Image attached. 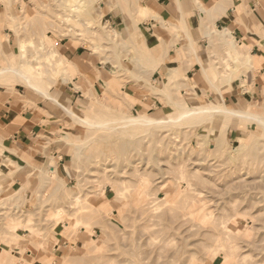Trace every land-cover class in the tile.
<instances>
[{"label": "rangeland", "instance_id": "obj_1", "mask_svg": "<svg viewBox=\"0 0 264 264\" xmlns=\"http://www.w3.org/2000/svg\"><path fill=\"white\" fill-rule=\"evenodd\" d=\"M71 1L0 0V71L12 62L35 82L28 88L50 101L48 94L77 79L74 87L86 100L73 112L85 121L106 120L108 114L112 128L126 117L178 124H131L120 133L80 126L65 113L54 140L43 144L48 150L56 143L59 153L67 155L63 171L38 169L26 174L22 188H12L13 168L2 160L0 138V241L9 248L6 263L264 264V129L237 116L209 117L207 110L181 117L191 107L211 108L218 94L228 107L264 116V75L248 46L233 34L231 41L222 37L210 45L204 38L207 61H200L207 76L200 71L198 79L186 80L178 71L175 78L155 84L151 75L158 62L139 34L150 22L133 0H76L75 8L80 7L75 12ZM137 2L147 6L145 0ZM245 13L247 25L257 23L251 12ZM207 17L203 12V20ZM171 25L181 35L177 24ZM211 27L202 26V32ZM249 31L262 35L261 28ZM183 33L187 46L179 49L178 58L185 59L189 51L196 63L197 46L190 38L194 51L186 28ZM240 45L251 64L235 62L236 70L230 69L229 52L239 51ZM69 46L90 55L92 72L74 71L62 60L60 54L70 60L64 55ZM99 71L107 73L108 82L102 83ZM11 74H0L1 87L35 93ZM83 80L90 81L88 90ZM130 81L140 86L142 98L152 101L153 111L149 105L139 110L142 102L128 91ZM237 85L241 94L255 91L258 96L234 105L228 95ZM155 101L162 106L157 108ZM89 105L98 110L87 117ZM50 165L56 167L55 160ZM4 166L11 171L6 176ZM19 230L29 235L21 237ZM27 253L32 256L25 260Z\"/></svg>", "mask_w": 264, "mask_h": 264}, {"label": "crops", "instance_id": "obj_2", "mask_svg": "<svg viewBox=\"0 0 264 264\" xmlns=\"http://www.w3.org/2000/svg\"><path fill=\"white\" fill-rule=\"evenodd\" d=\"M145 1L147 6L157 10L155 12L167 23L163 27L156 20H150L146 27L142 26L139 30L145 46L147 45L146 47L153 51V58H156L158 62V67L151 75L152 81L155 84L165 82L173 69L178 70L187 80L198 79L201 67L198 63L193 62V55L188 51L186 58L182 60L178 58V51L187 46V41L183 37V31L186 28L188 35L197 46L196 56L203 62L207 61V55L203 53L201 48L205 46L202 32L203 12L196 7L197 4L192 0ZM200 2L208 8L215 3L220 4L218 17L210 19L209 14V22L216 28L221 24L222 28H227L231 34L237 35L240 43H245L250 49V55H252L255 66L258 67L259 73L264 75V0H200ZM246 10L251 12L254 21L256 20L257 23H253L254 25L245 23L248 18L245 13ZM171 24H177L182 36L172 29ZM253 27L261 28L262 35L258 32L249 31ZM247 28L248 31H246ZM79 48L72 49L69 46L64 49V55L70 60L61 54L60 56L64 62H68L72 66L74 71L78 69L82 73H90L92 72L93 59L85 51L81 52ZM97 74H99L102 83L108 82L110 79L106 72L99 71ZM84 80L83 87L88 90L90 81ZM73 82V84L67 83L65 88L62 87L57 92L52 91L51 96L46 92L53 101L46 99L27 86L29 90L35 93L22 91L17 86L13 89H5L0 86L2 160L12 165L13 174L11 178L15 183L12 188H15V186H21L22 188L26 174L36 172L38 169L49 168L51 173H55L57 170L58 172L63 171L64 159L67 155L59 153L56 143L50 145L48 150L47 146H43V144L45 145L48 140H54V132L62 126L61 122L64 120L65 112L58 105L69 108L71 113L77 117L78 115L73 110L77 111L82 105H85L86 99L81 91L74 87V84L78 83L77 79H73ZM128 84V91L134 95L137 101L142 102V104L136 105L139 110H144L143 105H149V111H153L152 101L149 98H142L139 92L140 86L134 81H130ZM94 86H96V83H94ZM239 88L242 89L238 85L232 86L228 95L234 105L251 102L258 96L255 91L241 94L238 91ZM129 97L133 98L132 95H129ZM126 104L128 105L127 102ZM154 105L157 108L162 106L158 101H155ZM163 108L166 109L168 106H163ZM97 110L98 108L95 105H89L86 113L88 114L87 117ZM52 160H55L57 168L55 166L50 167ZM69 162H66V164ZM10 172L5 166L3 167L2 173L5 176ZM35 185L31 183L30 189H34ZM17 234L21 237L29 235L24 230H19ZM57 247L58 243L54 244L53 248L56 252L59 250ZM8 251V246L0 241V262L8 260L6 255ZM17 253L19 252L17 251ZM31 256V254H25V260ZM14 257L17 260L20 259V255H17L16 252H14ZM38 261L35 263L39 264ZM14 264L22 263L17 262Z\"/></svg>", "mask_w": 264, "mask_h": 264}, {"label": "bare ground", "instance_id": "obj_3", "mask_svg": "<svg viewBox=\"0 0 264 264\" xmlns=\"http://www.w3.org/2000/svg\"><path fill=\"white\" fill-rule=\"evenodd\" d=\"M138 0H133V3H135L136 5H137V8H139L140 7V9H141V11L143 12V14H144V17H145V19L144 20H146V21H150V20H156L157 22L160 20V21H163L161 18H160V16L156 13V12H154V11H152V10H150L146 5H139L138 3L139 2H137ZM141 1V0H140ZM198 6H199V9L202 11V12H204L205 14H210V19L211 18H216V17H218V9H219V5H217L216 3L212 6V7H210V8H204L203 7V5H202V3L200 2V0H193ZM70 3V2H69ZM71 3H73V4H71V5H69V8H70V11L72 12V11H77L78 9H79V4L76 6V8H75V6H74V4L76 5V3H77V1L76 0H73V1H71ZM117 4V3H116ZM179 4V3H178ZM81 12V11H80ZM69 17H72V16H69ZM184 18V17H183ZM208 18V17H207ZM213 18V19H214ZM209 19V18H208ZM184 20V19H183ZM208 21H210V20H203V22H202V26H208V24H210V22H208ZM159 24H161V23H159ZM171 27H174V25H171ZM212 29L210 30V31H207V32H204L203 33V37L205 38V39H207L208 41H209V45L210 44H212L213 42H215L216 40H218L219 38L220 39H222V37H224L227 41L229 40V41H231L232 39H233V37H232V34H231V32L227 29V28H222V30L221 31H218V30H215L216 28L214 27V25L212 24V27H211ZM112 30V29H111ZM221 34V35H220ZM113 35L116 37L117 36V34H115V33H113ZM186 39H188L189 41V43L188 44H190L191 46H192V48H193V50L195 51V49H194V47H193V42L190 40V37H189V35L186 33ZM130 37V36H129ZM137 37H139L138 36V34H137ZM132 38V35H131V37H130V39ZM133 39V38H132ZM139 39H140V37H139ZM138 39V40H139ZM138 40H136V41H138ZM132 41V40H131ZM146 41V40H145ZM131 43H133V42H131ZM144 43V42H143ZM134 45H136L135 43H133ZM144 46H145V44H143ZM147 46V45H146ZM145 46V47H146ZM135 47V46H134ZM136 48V47H135ZM139 48V47H138ZM140 48L141 49H143V47H141L140 46ZM147 48V47H146ZM140 49V50H141ZM237 49H239V51H230L229 52V58H228V62H229V66H227V67H230V69H231V67H233L232 66V63H235V62H242V63H244L245 65L246 64H248L249 65V63L251 64V62H250V59L245 55V53H244V51H245V47L243 46V45H240V46H238V48ZM21 52H25V50H24V47H21ZM142 52V51H141ZM197 52L195 51V54H196ZM195 59H196V63H198L199 65H200V67H201V72H202V74H204V75H206L207 76V72H206V70H205V68L202 66V63H201V61L199 60V58L196 56L195 57ZM15 66V67H14ZM250 66V65H249ZM189 68V67H188ZM233 69H235L234 67H233ZM236 70V69H235ZM3 73H5V74H11V75H15V77L16 78H18V80H20V82L21 83H23L25 86H27V87H32L33 85L32 84H34L35 82H34V80H33V82L34 83H32V78H29L25 73H24V71H22L20 68H18V67H16V65H13L12 64V62L11 63H9V67H7V68H5L4 70H2V71H0V74H3ZM177 73H178V70H171L170 71V74L168 75L169 76V78H175L176 77V75H177ZM225 77L227 78H229V76L230 75H228L227 73H225ZM236 75V74H235ZM238 75V74H237ZM238 78L240 79V81H241V83H243V84H245L246 82H245V80H244V78H243V76L242 75H238ZM185 79L187 80V78L185 77ZM208 82H209V84L211 85V88L213 89V90H216V92L218 91V87L211 81V80H209L208 79ZM45 95H47V94H45ZM49 98V97H48ZM51 99V98H50ZM224 98L220 95V94H218V98H217V100H218V102H217V104H215V103H213L212 102V106H211V108H203V107H198V106H196V107H191V108H188V109H185V110H189V112H187V111H185L184 113H183V115H182V113L181 114H179V116L177 117V118H181V117H185V118H188L189 116H192V115H195V116H197V114H205V113H207L206 112V110L207 111H210V113H208L210 116L209 117H217V118H222V117H228V116H237V117H240L241 119H243V120H245V121H253L254 123H256L259 127H261V128H263L264 129V116H260V115H258V114H255V113H252V112H249V111H246V110H241V109H239V108H233V107H228L227 105H225L224 104V100H223ZM52 100V99H51ZM53 101V100H52ZM61 107H62V110L72 119V121H74V123L75 124H79L80 126H82V125H84L85 127L87 126V127H91V128H97V129H109L110 131H118V132H120L119 130L121 129V127L125 130V129H127L126 127H127V125H133V126H135L134 124H136L137 126L139 125H142V127L141 128H144L143 126H146V127H148V128H153V126L154 127H166V126H171V125H173V126H175L174 125V123L175 124H178L177 122H174V121H172V122H170V121H163V120H153V119H150V118H144V117H141V118H138V117H133V118H129V117H126V118H124L123 120L122 119H117V120H120V122L121 121H123V123H122V125L121 126H119V128H117V127H114V128H112V127H108L110 124H108V123H111V125L113 124V121H110V119L109 120H107V117L109 116L110 117V115H105V117H106V120L105 119H99V120H101V121H99V122H96V121H85V120H82V119H80V118H78L77 116H75L73 113H71V111L69 110V108H66V107H64V106H62V105H60ZM181 107V106H180ZM179 108V107H178ZM181 108H183V107H181ZM181 108H179V109H181ZM184 108H186V107H184ZM103 114V112H98L97 113V116H100V115H102ZM208 114H207V116H208ZM104 115H102V117H104ZM182 115V116H181ZM140 116V115H139ZM181 116V117H180ZM188 116V117H187ZM194 116V117H195ZM200 117H201V115H199ZM198 116V117H199ZM205 116V115H204ZM104 117V118H105ZM197 117V118H198ZM199 117V118H200ZM98 118V117H97ZM113 118V117H112ZM190 118V117H189ZM115 119V118H114ZM112 120V119H111ZM176 120V119H175ZM181 120H183V119H177L176 121H178V122H180ZM190 121V120H189ZM194 121H196V120H194ZM202 120L200 119V122H201ZM206 121V120H205ZM107 122V125H106V127H105V123ZM115 122H119V121H116V119H115ZM114 122V123H115ZM192 122V124L193 125H195L194 123H193V121H191ZM197 122H199V120L197 121ZM203 122V121H202ZM189 124V123H188ZM196 125H197V123H196ZM126 126V127H125ZM138 126V127H139ZM151 126V127H150ZM180 126V125H179ZM125 127V128H124ZM147 128V129H148ZM157 129H159V128H157ZM105 132V131H104ZM107 132V131H106ZM123 132V131H122ZM145 132H146V130H145ZM121 133V132H120ZM123 134V133H122ZM124 134H125V132H124ZM126 134H128V133H126ZM131 134L129 133V135H128V137L130 136ZM126 136V135H125ZM123 137V136H122ZM124 138V137H123ZM50 170V169H49ZM122 174V173H121ZM74 199H76L75 200V202H77V203H79V201L80 200H78V197L75 195V197H73ZM73 199V200H74ZM194 200H195V198H194ZM82 204V203H81ZM82 208V207H81ZM82 214H84V213H82ZM210 216V215H209ZM190 219V218H189ZM211 221V220H210ZM212 227H214V226H212ZM180 228V227H179ZM178 229V228H177ZM164 247V246H163ZM6 262H8L7 260L6 261H4L3 262V264H8V263H6Z\"/></svg>", "mask_w": 264, "mask_h": 264}]
</instances>
